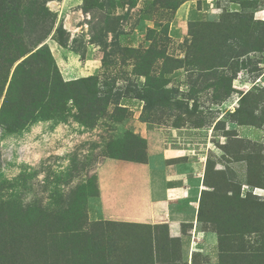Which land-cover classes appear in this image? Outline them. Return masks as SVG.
<instances>
[{
    "label": "rangeland",
    "instance_id": "rangeland-1",
    "mask_svg": "<svg viewBox=\"0 0 264 264\" xmlns=\"http://www.w3.org/2000/svg\"><path fill=\"white\" fill-rule=\"evenodd\" d=\"M150 131L202 169L193 264H264V0H0V264H186L100 210L99 165Z\"/></svg>",
    "mask_w": 264,
    "mask_h": 264
},
{
    "label": "crops",
    "instance_id": "crops-1",
    "mask_svg": "<svg viewBox=\"0 0 264 264\" xmlns=\"http://www.w3.org/2000/svg\"><path fill=\"white\" fill-rule=\"evenodd\" d=\"M54 55L64 79L89 75L88 66L83 68L69 52L56 48ZM145 136L146 161L107 158L99 165L97 188L102 216L108 222L138 227L144 242L146 235L159 233L179 240L185 263L193 264L191 249L196 240L202 249L210 250L209 255L216 242L215 234L204 231L198 221L199 199L205 189L202 169L195 170L191 165L188 172L170 162L182 155L179 149L166 145L160 132L150 131Z\"/></svg>",
    "mask_w": 264,
    "mask_h": 264
},
{
    "label": "trees",
    "instance_id": "trees-1",
    "mask_svg": "<svg viewBox=\"0 0 264 264\" xmlns=\"http://www.w3.org/2000/svg\"><path fill=\"white\" fill-rule=\"evenodd\" d=\"M147 156V155H146ZM114 159H119V158H114ZM121 160H125V159H121ZM127 161H132V162H144L146 161V157L144 160L142 161H137V160H127ZM204 183V182H203ZM202 194L203 192L201 193V196H200V200H199V207H198V221L200 222V215H201V198H202ZM202 223V222H201Z\"/></svg>",
    "mask_w": 264,
    "mask_h": 264
},
{
    "label": "bare ground",
    "instance_id": "bare-ground-1",
    "mask_svg": "<svg viewBox=\"0 0 264 264\" xmlns=\"http://www.w3.org/2000/svg\"><path fill=\"white\" fill-rule=\"evenodd\" d=\"M52 8H56V4H54V3H51V4H49Z\"/></svg>",
    "mask_w": 264,
    "mask_h": 264
}]
</instances>
